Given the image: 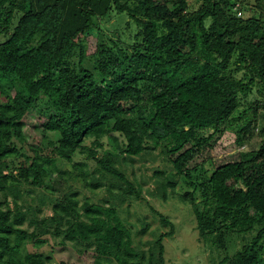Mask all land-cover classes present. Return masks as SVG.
Returning a JSON list of instances; mask_svg holds the SVG:
<instances>
[{
	"label": "trees",
	"instance_id": "trees-1",
	"mask_svg": "<svg viewBox=\"0 0 264 264\" xmlns=\"http://www.w3.org/2000/svg\"><path fill=\"white\" fill-rule=\"evenodd\" d=\"M189 8V0H0V264H50L28 245L61 233L121 264H166L164 240L178 225L149 197L188 204L210 264H264V0ZM112 12L128 16L133 43L124 30L105 35ZM94 32L104 40L95 43L98 74L83 64L82 36ZM32 109L46 118L37 145L23 128ZM225 123L236 127L240 158L207 169ZM137 157L153 162L143 181ZM183 176L192 189H178ZM134 201L169 228L143 240L151 222L130 220Z\"/></svg>",
	"mask_w": 264,
	"mask_h": 264
},
{
	"label": "rangeland",
	"instance_id": "rangeland-1",
	"mask_svg": "<svg viewBox=\"0 0 264 264\" xmlns=\"http://www.w3.org/2000/svg\"><path fill=\"white\" fill-rule=\"evenodd\" d=\"M201 0H189L190 10L198 8ZM257 8L254 5L251 8V13L257 12ZM124 19H128V16H123ZM126 20H121L119 15L115 12L110 13L104 20H102L103 31L105 35L111 33V30L118 29L122 31L123 38L127 41V43H133V34L135 30H132L129 27H124ZM131 24L133 22L132 19ZM131 27V25H130ZM96 41L99 43H104L103 37L101 33L94 32L91 35H83L82 43L85 48V58L83 64L85 67L95 71L98 74V69L96 67L94 52L96 51ZM123 105V103H122ZM247 105L245 106V108ZM244 107L241 106V110ZM246 113L252 112L251 108H248ZM7 111L4 108H0V118H4L6 116ZM238 112V111H237ZM237 112L235 115H237ZM46 118L42 117L40 113L36 110L29 111L23 118V128L26 134L27 143L37 145L39 140L42 137V124L45 122ZM223 130L218 134L215 133L211 142L212 148L206 155L208 154L211 159L204 164L205 168L210 167V161L214 163L216 166L221 165L230 160H236L240 158V152L243 149L242 145H239L236 142V127L233 123L230 125L223 124ZM211 130H208L209 133ZM105 140V147L99 149V153L102 154L103 151L109 147L107 139ZM90 142V141H87ZM80 158V157H76ZM157 160L155 163H159ZM153 162L151 160H144L140 157H137L134 162L136 174L138 175L139 181H143L141 179V174L143 171L151 173V165ZM146 167H149L146 169ZM196 180L198 183H201L205 180V175L202 170H197L195 172ZM59 179V178H58ZM57 179V180H58ZM144 192L148 183L144 182ZM57 186L61 187V180H58L56 183ZM77 188L79 189V194L83 197L84 189L81 188L80 183L77 182ZM178 189L180 191H185L187 189H192L186 183V178L183 176L178 184ZM149 197V196H148ZM197 201L202 199V194L200 188L196 193ZM150 203L157 209L158 211L169 216L175 223L178 225V228L173 235V237H166V264H210L211 258H213L212 251L207 249L205 251L204 246H202L201 242L198 240V231L193 228L194 221L191 220L190 216H192V210L188 207V204L182 203V201L171 198L168 201H163L157 198H148ZM130 210V220H137L139 215L146 216L147 219L151 222L150 229L145 233L142 237L143 240H147L148 238H152L151 229L159 232L166 231L169 226L163 228L160 223L159 215L155 214L150 207L145 202L134 201L128 205ZM190 210V212H189ZM138 221V220H137ZM140 222H137L139 226ZM26 225V223H25ZM46 241L43 242L42 246H36L32 243L28 245L30 251L40 250L50 257V264H91L96 260H100L101 264H121L118 262L112 255H103L97 249L94 242H90V244L86 245L85 243L79 242V240L70 241L65 239L64 233L59 235H48ZM241 240L237 239L235 241V246H241ZM209 248V247H208ZM217 253V250H216ZM214 262V261H213Z\"/></svg>",
	"mask_w": 264,
	"mask_h": 264
}]
</instances>
